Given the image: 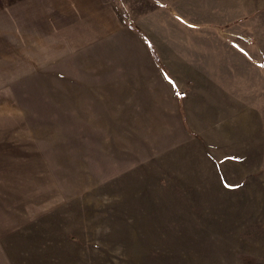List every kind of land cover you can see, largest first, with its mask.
I'll return each instance as SVG.
<instances>
[{"label": "rangeland", "instance_id": "1", "mask_svg": "<svg viewBox=\"0 0 264 264\" xmlns=\"http://www.w3.org/2000/svg\"><path fill=\"white\" fill-rule=\"evenodd\" d=\"M109 1L99 66L23 89L50 174L1 192L0 264H264V0Z\"/></svg>", "mask_w": 264, "mask_h": 264}, {"label": "crops", "instance_id": "2", "mask_svg": "<svg viewBox=\"0 0 264 264\" xmlns=\"http://www.w3.org/2000/svg\"><path fill=\"white\" fill-rule=\"evenodd\" d=\"M121 27L109 0H0V198L1 192L12 191L22 198L26 192L35 196L40 186L44 195L50 174L38 136L29 133L22 115L23 89L35 83L38 70L46 65L86 55L89 49L98 51L92 62L99 66L103 49L95 47ZM16 203L8 205L12 211L23 208ZM51 207L39 206L34 215ZM4 208L0 212L11 210ZM21 211L16 214L24 224L28 216Z\"/></svg>", "mask_w": 264, "mask_h": 264}]
</instances>
